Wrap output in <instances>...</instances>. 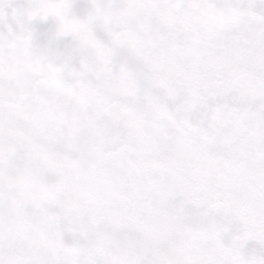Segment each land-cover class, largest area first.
I'll use <instances>...</instances> for the list:
<instances>
[{"label":"snow or ice","instance_id":"snow-or-ice-1","mask_svg":"<svg viewBox=\"0 0 264 264\" xmlns=\"http://www.w3.org/2000/svg\"><path fill=\"white\" fill-rule=\"evenodd\" d=\"M0 264H264V0H0Z\"/></svg>","mask_w":264,"mask_h":264}]
</instances>
